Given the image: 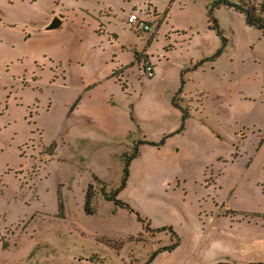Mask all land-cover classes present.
Listing matches in <instances>:
<instances>
[{"label": "rangeland", "instance_id": "374dc122", "mask_svg": "<svg viewBox=\"0 0 264 264\" xmlns=\"http://www.w3.org/2000/svg\"><path fill=\"white\" fill-rule=\"evenodd\" d=\"M225 2L260 14L0 0V264H264V23Z\"/></svg>", "mask_w": 264, "mask_h": 264}, {"label": "trees", "instance_id": "16d2710c", "mask_svg": "<svg viewBox=\"0 0 264 264\" xmlns=\"http://www.w3.org/2000/svg\"><path fill=\"white\" fill-rule=\"evenodd\" d=\"M246 1V0H245ZM225 4L228 6V7H231V8H235L236 10H238V11H241V12H244V13H246V18H247V22H248V24L249 25H259V24H261V23H264V0H261V2L260 3H258L259 4V10H258V12L260 13V14H257V12L256 13H254V10H255V8H257V7H255V6H250V5H248V3H246V2H244L242 5H241V3H232V2H225ZM261 13H263V15L261 16ZM134 14V13H133ZM145 26L147 27V29H150L151 28V26H152V24H151V20H149V21H145ZM139 26H135V30L137 31V32H139V33H141L142 32V30H140L139 28H138ZM144 30L146 29V28H143ZM146 58H149V56H145L144 57V59H146ZM143 59V60H144ZM152 72L153 71H147V70H145V73H146V75L147 76H149V77H151L150 75L152 74ZM151 144V143H150ZM154 144H156V143H154ZM139 154V148H136V152H135V154H133V155H131V158H134V157H136L137 155ZM97 180H99V179H97ZM100 183L101 184H103L104 185V183L102 182V181H100ZM103 192H104V194H108L107 195V198L109 199V200H113L114 202H115V204L116 205H118V203H119V200H118V198H117V194L116 193H108L106 190H103ZM95 205H96V196H95V192H94V184H91L89 187H88V189H87V193H86V196H85V211H86V213L88 214V215H90V214H95ZM112 243V242H114V240H111V239H109V240H107V243ZM116 242H118V241H116ZM179 242H180V240H178L177 242H175V243H173V244H171V245H168V246H164V247H162V248H160L159 250H157V251H153L152 253V256L149 258V260L147 261V263L146 264H151L153 261H154V259L158 256V254L160 253V252H171V251H173L174 249H176L177 248V246L179 245ZM123 244L124 243H120L119 245L116 243L114 246L116 247V250L118 251L119 249H121L122 248V246H123ZM149 257V256H148ZM148 259V258H147ZM146 259V260H147ZM142 264H144V263H142Z\"/></svg>", "mask_w": 264, "mask_h": 264}, {"label": "water", "instance_id": "95a60500", "mask_svg": "<svg viewBox=\"0 0 264 264\" xmlns=\"http://www.w3.org/2000/svg\"><path fill=\"white\" fill-rule=\"evenodd\" d=\"M63 25V21L54 18L49 24L42 28L43 32H52L58 30Z\"/></svg>", "mask_w": 264, "mask_h": 264}, {"label": "built area", "instance_id": "2783aa9c", "mask_svg": "<svg viewBox=\"0 0 264 264\" xmlns=\"http://www.w3.org/2000/svg\"><path fill=\"white\" fill-rule=\"evenodd\" d=\"M130 22L131 23H133L135 26H139L138 28L140 29V30H142L143 31V28H146L147 29V27L145 26V21L144 22H142V20H141V18L137 15V14H132L131 16H130ZM148 21V20H147Z\"/></svg>", "mask_w": 264, "mask_h": 264}, {"label": "crops", "instance_id": "0c3cea01", "mask_svg": "<svg viewBox=\"0 0 264 264\" xmlns=\"http://www.w3.org/2000/svg\"><path fill=\"white\" fill-rule=\"evenodd\" d=\"M133 14V13H132ZM131 14V15H132ZM134 14H137L140 18H141V20H142V22H144V21H149V20H151L150 19V17H148V16H145V17H141L138 13H134ZM160 15H157L156 17H159ZM152 18V23H153V21H155V19L153 18V17H151ZM144 20V21H143ZM64 22V21H63Z\"/></svg>", "mask_w": 264, "mask_h": 264}]
</instances>
